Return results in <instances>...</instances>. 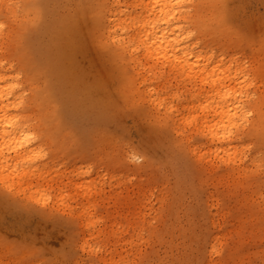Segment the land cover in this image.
<instances>
[{"label":"rangeland","instance_id":"1","mask_svg":"<svg viewBox=\"0 0 264 264\" xmlns=\"http://www.w3.org/2000/svg\"><path fill=\"white\" fill-rule=\"evenodd\" d=\"M151 2L0 0V75L41 146L0 180V264H264V0H173L204 84L117 57L107 10L127 40Z\"/></svg>","mask_w":264,"mask_h":264},{"label":"bare ground","instance_id":"2","mask_svg":"<svg viewBox=\"0 0 264 264\" xmlns=\"http://www.w3.org/2000/svg\"><path fill=\"white\" fill-rule=\"evenodd\" d=\"M118 2V0H112ZM146 15L144 18L130 20V25L134 26L136 33L126 38L123 36L122 25L126 20H120L116 17L121 11L108 9L105 17L106 28H104L105 37L114 44V52L117 57L125 56L126 48L133 52L139 49V54L144 59H165L173 66L181 69L188 67L191 71V78H200L203 84L207 82L206 63L201 67L190 63L196 47V43H190V34L184 35V28L177 21L181 20V12L176 9L178 3L173 0H152L144 5ZM103 19V17H102ZM115 29L121 31L114 35ZM104 32L97 36V41L106 45L104 41ZM136 42V45H135ZM105 49V48H104ZM210 57L206 59L209 60ZM197 68V69H196ZM204 75V76H203ZM213 75H210V77ZM17 76L14 78L16 79ZM13 77L0 75V180H9L11 178H23L27 172L35 171L33 164L35 158H38L39 148L36 136L30 132L31 128L24 123L18 109L22 104L21 95H17L18 84ZM11 79L5 83V80ZM210 81L215 85L217 79L211 78ZM200 107V106H199ZM209 106L205 105V117H208ZM226 108V110H225ZM219 111V120H233L237 113L242 112L243 106L232 105L226 102V98L221 101ZM220 145L224 138L212 136ZM229 150L223 148L221 152L227 153ZM216 154V153H215ZM20 166L21 168H19ZM7 171L4 176L2 173Z\"/></svg>","mask_w":264,"mask_h":264}]
</instances>
